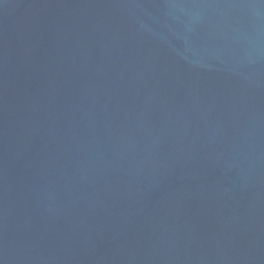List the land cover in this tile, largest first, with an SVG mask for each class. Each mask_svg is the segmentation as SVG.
Masks as SVG:
<instances>
[{
	"label": "water",
	"instance_id": "95a60500",
	"mask_svg": "<svg viewBox=\"0 0 264 264\" xmlns=\"http://www.w3.org/2000/svg\"><path fill=\"white\" fill-rule=\"evenodd\" d=\"M0 264H264V0H0Z\"/></svg>",
	"mask_w": 264,
	"mask_h": 264
}]
</instances>
